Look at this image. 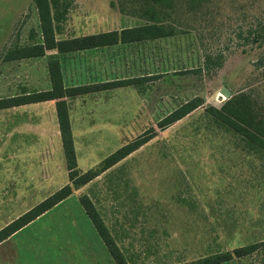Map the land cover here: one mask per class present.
I'll return each mask as SVG.
<instances>
[{
	"label": "rangeland",
	"instance_id": "obj_1",
	"mask_svg": "<svg viewBox=\"0 0 264 264\" xmlns=\"http://www.w3.org/2000/svg\"><path fill=\"white\" fill-rule=\"evenodd\" d=\"M69 2L60 23L63 38L143 25L154 7L148 0ZM159 7L164 24L175 33L148 44L147 57L160 54L169 73L139 85L145 97L138 106L114 110L123 125L98 131L87 127L86 138L78 143L80 157L75 156L77 171H98L123 146L156 134L79 188L81 197L90 198L110 229L118 231L115 239L124 245L130 264H196L252 244H259L254 254L222 264H264V153L221 127L206 110H219L229 98L248 94L257 121L264 123V39L255 31L264 23V0H172L171 6ZM40 36L34 0H0V53L10 49L5 53L9 58L28 37L30 43ZM160 56L147 59L150 67L155 63L151 71L159 67ZM208 56L213 64L204 67ZM219 58L221 67L216 66ZM42 65L36 69L43 71ZM197 100L196 110L160 129L161 120L184 102ZM50 146L53 189L69 179L57 143ZM1 193L12 197L15 191ZM7 202L0 206V228L6 217L26 208Z\"/></svg>",
	"mask_w": 264,
	"mask_h": 264
},
{
	"label": "crops",
	"instance_id": "obj_2",
	"mask_svg": "<svg viewBox=\"0 0 264 264\" xmlns=\"http://www.w3.org/2000/svg\"><path fill=\"white\" fill-rule=\"evenodd\" d=\"M128 28L63 38L62 25L59 24L56 40L120 32ZM29 39L28 37V42L21 45V48L42 42L41 36L37 40H30V43ZM165 39L118 43L68 53H58L53 50L47 51L44 56L38 58H18L17 55L6 58L5 53L10 49L5 48L0 53V101L50 91L48 63L52 58L59 62L65 89L138 80L131 85L64 99L74 152L79 159L78 143L86 138L87 127L98 131L101 130L100 127L123 125V122H120L122 117L118 118L114 110H129L132 106H138L141 98L145 97L141 96L144 92L141 93L139 85L148 80L155 81L169 73L164 69V61L160 54L149 56L151 58L160 56L156 71H151L155 70V63L152 62L151 67L147 65L148 44H157ZM128 57H132V60L129 61ZM36 62L43 64V71H40V68L36 69L38 65ZM169 63L171 69L172 64ZM11 72L14 75L8 80ZM16 76L20 79L16 80L14 78ZM77 127H84V130H79ZM89 131L91 132L90 129ZM52 139L58 145L56 152L60 164L62 162V166L65 164L66 168L55 100L0 109V206L4 202L9 204L8 200H13L11 206H26L20 213L6 217L7 223L1 228L68 184L62 182L52 189L50 146ZM103 140L104 137L99 138L98 142ZM4 190H14L15 194H12V197H4L1 193ZM81 194L80 189L74 191L68 198L1 242L0 264H116L81 205ZM91 202L93 203L92 200ZM100 218L118 250L126 259L124 254L127 250L122 247L124 245L121 246L116 241L114 236V232L118 231L111 230L112 226H108L101 214ZM241 259L243 258L239 260ZM126 261L128 262L127 259Z\"/></svg>",
	"mask_w": 264,
	"mask_h": 264
},
{
	"label": "trees",
	"instance_id": "obj_3",
	"mask_svg": "<svg viewBox=\"0 0 264 264\" xmlns=\"http://www.w3.org/2000/svg\"><path fill=\"white\" fill-rule=\"evenodd\" d=\"M153 4L152 10H149L151 16L145 24L124 29L120 32L113 31L104 34L84 36L80 38L56 40V35L59 31V24L65 21L70 2L69 0H34L40 24L42 42L33 46L20 48L16 55L18 58H38L45 55L47 51L55 50L58 53H68L81 50L99 48L118 43H132L139 41H149L156 39H165L174 36V29L171 26H166L163 21L166 17L161 7H169L172 0H148ZM157 8V9H155ZM161 9V8H160ZM147 10L144 13H147ZM258 39H264V23L258 28ZM212 59L208 56L205 59V66H211ZM217 67L223 64L222 58L216 63ZM51 90L47 92L35 93L28 97L5 99L0 101V109L18 106L22 104L38 103L45 101H56V115L59 125V131L62 140L65 160L68 169L69 183L61 189L46 198L40 204L36 205L13 222L9 223L0 230V243L12 236L14 233L34 221L40 215L52 209L54 206L68 198L74 191L88 184L95 179L100 172H103L128 155L132 154L149 140L156 133L154 131L144 136L139 137L133 142L123 146L112 155L107 157L98 171L89 170L86 173L80 174L77 171L70 122L65 98L75 97L86 93H91L100 90L112 89L122 86H127L138 82L135 81H118L113 83L85 86L65 89L62 82L61 70L59 62L52 58L48 63ZM183 73L188 72L186 70ZM252 99L248 94H238L229 98L221 109L210 107L207 113L224 129L232 131L240 135L247 143L256 150L264 153V123L257 121V117L252 106ZM200 106V102L188 101L179 108L170 113L167 117L159 122L161 130L166 129L170 125L181 120ZM80 203L83 206L86 214L94 224L96 230L100 234L102 240L107 246L110 254L114 258L116 264H128L121 252L118 250L115 242L111 238L106 226L96 211L93 203L87 196L80 197ZM259 248V244H252L244 247H239L231 252L219 253L199 259L196 264H221L229 262L233 259H240L254 254Z\"/></svg>",
	"mask_w": 264,
	"mask_h": 264
},
{
	"label": "water",
	"instance_id": "obj_4",
	"mask_svg": "<svg viewBox=\"0 0 264 264\" xmlns=\"http://www.w3.org/2000/svg\"><path fill=\"white\" fill-rule=\"evenodd\" d=\"M221 94L224 95V97L229 98V91L226 88H222Z\"/></svg>",
	"mask_w": 264,
	"mask_h": 264
}]
</instances>
